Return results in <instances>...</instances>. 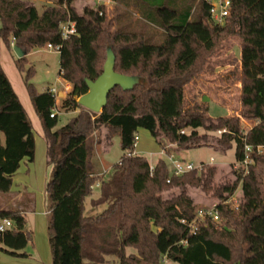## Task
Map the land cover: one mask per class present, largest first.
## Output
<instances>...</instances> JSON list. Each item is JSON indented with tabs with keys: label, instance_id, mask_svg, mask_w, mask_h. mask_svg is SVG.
Wrapping results in <instances>:
<instances>
[{
	"label": "trees",
	"instance_id": "16d2710c",
	"mask_svg": "<svg viewBox=\"0 0 264 264\" xmlns=\"http://www.w3.org/2000/svg\"><path fill=\"white\" fill-rule=\"evenodd\" d=\"M137 2L147 24L163 30L161 42L142 31L114 28L103 4L78 11L76 0H57L40 12L30 0H0V194L11 191L22 161L32 163L36 155L34 127L2 67V48L12 50L14 42L26 56L48 43L60 45V74L72 86L61 106L74 116L56 128L58 114H51L57 96L51 88L39 93L26 82L53 167L46 187L52 264H163L164 258L178 264H264V150L254 154L255 164L246 173L237 166L243 138L264 146V0H231L223 24L212 21L205 0ZM68 21L76 33L64 38L60 26ZM227 40L237 41L240 49L239 109L214 118L203 96L187 101L185 88ZM108 47L116 55L115 70L142 81L131 90L116 86L101 112H94L78 99L89 91L86 79L102 73ZM242 119L253 125L245 129ZM140 128L164 149L167 143L178 149L201 146L209 133L226 128L217 141L221 151L235 147L234 180L218 182L219 167L205 163L170 176L164 159L152 165L135 153ZM115 135L124 153L109 176L97 175L96 149L110 145ZM97 181L100 196L91 204L107 207L87 214L86 200ZM192 187L219 200V221L198 216ZM239 187L233 208L225 201ZM173 189L178 192L165 195ZM0 217L14 224L0 232V249L28 256L23 250L32 232L25 214L0 209Z\"/></svg>",
	"mask_w": 264,
	"mask_h": 264
},
{
	"label": "rangeland",
	"instance_id": "374dc122",
	"mask_svg": "<svg viewBox=\"0 0 264 264\" xmlns=\"http://www.w3.org/2000/svg\"><path fill=\"white\" fill-rule=\"evenodd\" d=\"M33 1L40 12L48 5H54L57 0H30ZM149 6L155 0H145ZM78 11H82L86 5L97 7L98 0H76ZM140 3L137 0H115L106 4V11L109 18L113 20L114 28H126L137 32H144L152 41L161 42L163 30L159 26L149 25L139 13ZM1 26V21H0ZM15 45V44H14ZM12 44V47H14ZM240 49L238 42L227 40L220 49L208 58L204 69L195 79L191 80L185 88L187 101L192 102L194 98L203 99L209 105V114L217 118L229 116L239 109L240 93ZM19 57L14 50L2 48L1 64L10 79L12 86L24 105L34 127L36 139V155L34 162L22 163L21 169L13 176L11 187L12 193L0 194V209H18L25 212L27 228L32 232L30 241L23 252L28 256H14L0 249V264H52L51 249L48 236V210L47 183L53 176V167L47 163V146L43 135L41 120L35 112L26 82L31 83L37 92H43L48 88L55 87L63 95H57L55 112L58 114L59 128L66 124L73 116V111H66L62 108L63 98L69 95L72 88L60 74V53L46 45L33 48L22 60V68H18ZM68 85V88H66ZM253 123L242 119V126L248 129ZM203 133L202 129L198 130ZM138 141L135 152L148 159L154 165L159 159H164L167 163L170 176L174 172L172 159H180L193 163L199 167L203 163L216 165L219 167L217 181H233L235 162V147L227 151H221L218 144V132H211L207 142H202L201 146L178 149L176 145L169 144L165 149L161 147L151 132L145 128H140L137 132ZM97 138V137H96ZM124 151L121 148L119 135L112 138L110 145L98 146L96 149V160L99 164L100 173L110 172L114 164L118 163ZM172 157V158H171ZM97 174V175H98ZM190 194L198 207V210L209 211L215 207L219 200L211 195L205 194L199 188H190ZM92 195L86 200V212L100 213L105 204L93 206L91 199L100 196V190L92 189ZM228 203L233 208L239 204L238 193ZM173 189L165 195L177 193ZM95 207V208H94ZM132 249H128V252ZM163 264H178L165 259Z\"/></svg>",
	"mask_w": 264,
	"mask_h": 264
},
{
	"label": "built area",
	"instance_id": "2783aa9c",
	"mask_svg": "<svg viewBox=\"0 0 264 264\" xmlns=\"http://www.w3.org/2000/svg\"><path fill=\"white\" fill-rule=\"evenodd\" d=\"M209 3L210 5V14H211V19L214 23L217 24H223L225 21V18L230 14V10H231V0H205ZM113 2V0H98V5H106ZM60 31L61 34L64 38L69 37V35H72L74 33H76V26L74 22H64L61 24L60 26ZM12 44L14 45V42H12ZM47 46L51 49H54L56 51H60L61 46L60 45H53L51 43H48ZM51 92L54 93L56 96L58 95L59 91L55 88L52 87ZM56 114L55 110L53 111V113L51 114V117H53ZM218 134H222L224 132H227V129H220L217 131ZM244 140V147H243V159L237 163V166L243 167L245 170V173L247 172L248 168L251 165L255 164V159H254V154H260L263 152L264 150V146L263 145H258V146H253L251 144L246 143L245 138H243ZM137 141H138V136L136 135L135 137V142H134V146L136 147L137 145ZM172 158V157H171ZM172 162L174 164V175H182L184 173H188L190 171H193L195 169H199L201 168V166L197 167L195 166L193 163L190 162H185L183 160L180 159H172ZM106 171H104L105 173ZM103 173H100L98 175H102ZM168 182L170 181L169 179L167 180ZM101 185L100 181H97L94 185L91 186L92 189H97L99 188ZM238 191V190H237ZM237 191L227 200L225 201L226 203L229 202L232 198H234L237 194ZM205 214H208L213 221H219L220 220V216H219V212L216 209V206L211 208L209 211L207 212H203L200 211L198 213L199 217H204ZM14 226L13 221L10 220L9 218H2L0 217V232H3L7 229H10ZM192 228L195 229V224L194 222L192 223ZM182 242H186V241H182ZM166 258H164L165 261ZM163 261V262H164Z\"/></svg>",
	"mask_w": 264,
	"mask_h": 264
},
{
	"label": "water",
	"instance_id": "95a60500",
	"mask_svg": "<svg viewBox=\"0 0 264 264\" xmlns=\"http://www.w3.org/2000/svg\"><path fill=\"white\" fill-rule=\"evenodd\" d=\"M13 50L19 58L25 56V52L17 45H14ZM115 61V52L112 47H108L103 71L95 80L86 79L89 91L78 99L80 105L91 111L101 112L107 104L108 95L112 89L120 86L124 90H131L142 81L137 75L117 72L114 68Z\"/></svg>",
	"mask_w": 264,
	"mask_h": 264
},
{
	"label": "crops",
	"instance_id": "0c3cea01",
	"mask_svg": "<svg viewBox=\"0 0 264 264\" xmlns=\"http://www.w3.org/2000/svg\"><path fill=\"white\" fill-rule=\"evenodd\" d=\"M114 2V1H113ZM67 87L66 88H68V85H66ZM61 93H62V91L61 92H59L58 94H59V96H61ZM64 94V93H63ZM35 141H36V139H35ZM136 154H137V152H135ZM26 162H28V160L27 159H24L23 161H22V163H26ZM22 163H21V165H22ZM27 164V163H26ZM19 169H21V166H20V168ZM106 171V170H105ZM18 172V171H17ZM16 172V173H17ZM13 191H10V193H12ZM23 212V211H22ZM46 212V215L48 214V210H46L45 211ZM23 213H25V212H23Z\"/></svg>",
	"mask_w": 264,
	"mask_h": 264
}]
</instances>
